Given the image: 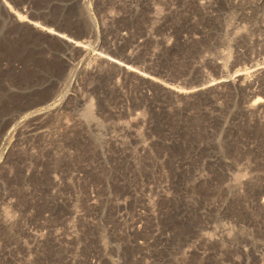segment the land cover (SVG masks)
Here are the masks:
<instances>
[{
    "label": "rangeland",
    "instance_id": "rangeland-1",
    "mask_svg": "<svg viewBox=\"0 0 264 264\" xmlns=\"http://www.w3.org/2000/svg\"><path fill=\"white\" fill-rule=\"evenodd\" d=\"M0 264H264V0H0Z\"/></svg>",
    "mask_w": 264,
    "mask_h": 264
},
{
    "label": "bare ground",
    "instance_id": "bare-ground-1",
    "mask_svg": "<svg viewBox=\"0 0 264 264\" xmlns=\"http://www.w3.org/2000/svg\"><path fill=\"white\" fill-rule=\"evenodd\" d=\"M23 17V16H22ZM21 16H18L17 18H18V21L20 22L21 21V18H22ZM33 28H35V29H38V30H40L41 32H43V33H45V34H48V35H55L56 37H57V39L58 40H60V41H66V42H68V43H70V44H72V45H75V46H78V45H80L79 44V42H75V41H73L72 39L70 40V39H68L67 37H65L63 34H61V32L60 33H58L57 31L55 32V30H53V29H50V28H48V26L46 27H44V26H41L39 23H35V22H32L31 24H30ZM100 56V55H99ZM99 58V57H98ZM128 69V68H127ZM260 103V100L259 99H256L255 100V105H256V103ZM262 102V101H261ZM254 104H253V106H254ZM252 106V107H253Z\"/></svg>",
    "mask_w": 264,
    "mask_h": 264
}]
</instances>
